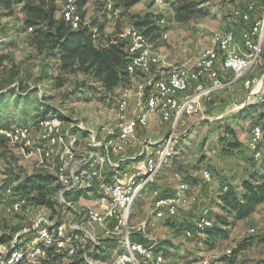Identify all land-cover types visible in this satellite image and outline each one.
I'll list each match as a JSON object with an SVG mask.
<instances>
[{"label":"rangeland","instance_id":"obj_1","mask_svg":"<svg viewBox=\"0 0 264 264\" xmlns=\"http://www.w3.org/2000/svg\"><path fill=\"white\" fill-rule=\"evenodd\" d=\"M62 1L57 0L58 17H61ZM195 1L199 3V13L196 12L187 23L177 22L174 18L173 8L179 4V0L162 4L143 0L132 7L128 14L143 16L148 12L157 17L162 32L152 46L162 60L168 57L173 65L193 64L205 50L213 46L214 33L228 29L238 31L239 25L231 18L234 9L254 3L256 14H264V0ZM100 3L99 0H86L81 9L86 12L85 21L98 18L105 22L106 35L120 34L125 27L131 26V19L118 0L111 13H106ZM22 16V4H13L9 8L0 0V57L4 56L0 59V87L5 88L1 93L10 89H15L23 95L27 91L32 92L28 102L24 99L16 101V96H7L1 113L3 120L9 124L8 127L27 124L34 126L39 120L40 100L57 108L60 115L69 118L62 124L61 133L67 141L78 140L77 147L80 150L85 148L87 138L86 136L84 140L81 139V130H85L86 135L91 131L96 132L99 140H106L108 134H115L116 108L119 101L125 95L129 96L130 110L134 109L140 88L144 87L149 79L154 78L157 68L138 74L126 89L113 93H103L101 89H97L99 85L92 86L93 89L86 92L74 93L83 82V76L61 74L57 70V58H47L46 54H39L30 47L25 38L32 30L21 32ZM251 76L264 78V52L260 63L244 79ZM218 94L212 101L204 102L195 113L183 116L174 126L172 121L151 123L148 128L138 132L132 147L113 158L115 162L126 160L136 156L142 148L148 149L149 143L157 144L170 136L175 138L173 151L167 162L134 202L129 220V227L134 228L130 229V232H138L145 238L155 240L165 252L167 264H202L204 260H210V264H220L212 262L213 257L229 255L227 251L232 252L238 248L241 241L247 243L236 252L235 264H264V203L259 205L250 217L234 220L222 212L216 198L221 186H234L239 189L243 180L249 177L247 171L252 162L256 166L254 170H263L264 135L258 147L261 156L256 160L253 159V152L249 147V138L255 123L262 126L264 134V102L259 103L253 99L250 103H258L250 106L256 107V111L250 114V108L246 107L249 111L243 118L240 114L232 117V114L245 110L248 103V92L243 88L242 82ZM261 96L264 100V89ZM235 108L237 111L229 116L225 115ZM23 111H26L25 116ZM230 128L234 135L227 133ZM233 142L238 145L237 148L231 146ZM154 149L155 146L149 148L150 151ZM41 156L42 151L28 153L20 146L0 142V239L6 238V244L9 246L21 247L29 244L35 238V230L40 220L48 225H54L58 221L66 225L72 222L94 235L97 242L106 239L102 237L103 227L88 225L82 216L94 195H83L80 202L78 200L70 205L69 202L61 201L60 207H56L54 211L29 203L18 213L6 212L13 196L7 189L12 190L17 184L15 181L5 187L6 180L15 179L16 176L24 178L36 173L55 175L59 155L55 158L54 167L42 164ZM203 169L209 170L213 175L210 184L202 179ZM176 173L191 180V202L176 217L157 218L153 212V192H173L177 184ZM204 211H207L206 217L213 221V228L226 230V237L212 240L207 231L196 233L193 228L194 220L203 215ZM187 228L192 230V237H185L183 231ZM4 245L0 242V252L5 251ZM121 251L123 248L117 242L110 250V255H107L110 256L108 259L95 261L91 258V261L93 264H113ZM97 254L106 256L105 253Z\"/></svg>","mask_w":264,"mask_h":264},{"label":"built area","instance_id":"obj_2","mask_svg":"<svg viewBox=\"0 0 264 264\" xmlns=\"http://www.w3.org/2000/svg\"><path fill=\"white\" fill-rule=\"evenodd\" d=\"M99 1L106 13L114 11L116 0ZM172 1L151 0L155 4ZM61 17L72 29H78L82 23L78 0H63ZM231 18L239 25L240 43L233 30L216 32L212 37L213 46L205 50L191 66L171 65L166 69L160 55L143 33L134 26L125 27L119 37L126 41L129 75L135 79L138 74L152 68H157V73L140 88L134 109L130 110L129 96L125 95L119 101L116 108L117 132L108 134L106 140H99V135L91 131L87 135L85 148L80 150L78 140L67 141L62 135L61 127L65 121L57 116L38 120L34 126L27 124L0 128V142L20 146L28 153L42 151V164L54 167L55 158L59 155L54 176L62 188L59 192L60 202H65V191L74 189L85 190L87 195L95 196L90 199L92 203L86 205L82 216L88 225L104 228L103 238H114L123 248L113 264H167L165 252L155 240L147 237V242L143 243L130 238V229L134 228L129 227V220L134 202L167 162L175 138L170 136L157 144L149 143L148 149L142 148L136 156L126 160L115 162L113 158L133 146L138 132L149 127L152 116H158L161 123L172 121L174 126L183 116L195 113L204 102L211 101L214 95L238 82H242L248 92V103L253 99L263 102L264 78H244L260 63L264 52V14L258 16L255 4L249 3L243 8L234 9ZM262 137L261 126L254 125L249 138L254 159L261 156L258 146ZM152 146L155 149L150 151ZM107 167L112 170L109 179L105 174ZM175 177L177 184L173 192H153V212L157 218L176 217L191 202V182L184 180L179 173ZM202 179L210 184L213 175L203 169ZM226 189L227 186L222 187V191ZM7 192L12 193L10 189ZM26 204L25 198L12 196L6 212L18 213ZM206 213L204 211L194 220L196 233L213 227V221L206 217ZM183 233L185 237L194 235L188 228ZM89 241L96 244L97 238L72 222L68 225L36 227L32 242L0 252V264H36L47 255V248L50 247L64 254L60 264L79 253L91 263L87 253ZM218 258L214 256L211 261ZM202 264H210V260H204Z\"/></svg>","mask_w":264,"mask_h":264},{"label":"trees","instance_id":"obj_3","mask_svg":"<svg viewBox=\"0 0 264 264\" xmlns=\"http://www.w3.org/2000/svg\"><path fill=\"white\" fill-rule=\"evenodd\" d=\"M3 1L5 6L9 8H11L13 4H22L23 16L21 19V32L27 33L28 29H32V32L25 38L26 43L30 47L34 48L39 54H46L47 58H57V70L61 74H80L83 76V82L79 84V88L73 91L74 93L77 91L86 92L92 90V86L94 85H99L97 89H101L105 94L113 93L116 90L126 89L131 84L132 77L127 72L129 59L126 52V41L121 39L118 33L106 35L104 32L105 22L100 21L98 18H92L88 21L84 20L86 12L81 9L86 4V0H81L80 2L78 0V10L82 19V23L78 29H72L62 17L57 16L59 10L57 0ZM118 1L131 19V26L140 30L151 45L155 43L162 32L157 17L148 12L143 16L128 14V11L132 7L143 0ZM198 6L199 3L195 0H179V4L173 8L175 20L180 23L189 22L196 12H198ZM2 58H4V56L0 57V59ZM4 89L5 88L0 87V128H6L9 125L7 121L3 120V115L1 113L7 102V96H16L18 99L16 101L24 99L25 102H28L32 93L31 91H27L26 94L23 95L15 89H10L1 93ZM257 103L258 102L246 103L245 110L236 112L231 116L234 117L236 114H240L241 118H243L249 110V113L252 114L256 111V107L253 108L250 105H255ZM38 104L41 107V111L38 112L39 120L47 118L48 116H57L64 121L69 120L66 115H60L57 108L45 104L40 100ZM246 107L250 109L247 110ZM22 113L25 116L26 111ZM254 125L260 124L255 123L253 126ZM81 131L83 133L81 139L84 140L87 136L86 131ZM227 133L234 135V131L231 128ZM231 146H233V148L238 147L234 142ZM255 167V163L252 162L251 169L249 168L247 171L249 177L243 180L239 189H236L234 186H227L226 191H222L223 186H221V189L216 195L219 208L226 216H230L234 220H243L250 217L255 212L256 208L264 203V159L262 161L263 170H254ZM105 174L107 179H109L112 170L109 167L105 168ZM184 180L191 182L189 178H185ZM15 181H17L16 186H14L12 190L10 188L7 189L12 191L13 196L25 198L27 204L31 203L36 207H45L53 211L56 207H60L59 192L62 188L53 174L36 173L25 176L24 178L16 176L15 179L11 178L6 180L5 187L10 186ZM83 195H87L85 190L74 189L65 191L63 193V198L65 202L74 204ZM219 219L222 220L221 217H219ZM63 223L64 222L58 221L54 225ZM44 225L47 226L48 224L41 221L37 225V228ZM206 231L209 238L212 240L219 237H226L227 235L226 230L219 227L208 228ZM130 238L138 242H147V239L138 232H134V234L131 233ZM0 242L5 244L6 251H9L13 247L6 244L8 242L6 238L0 239ZM115 243L117 244V240L114 238L98 240L96 244L89 241L87 251L88 258L90 260L94 258L95 261H99V259H108L110 256L107 255H110V250ZM245 243L247 242L241 241L239 247L232 251L233 253L230 251L229 255L224 254L219 256L214 262L220 264H235V254L238 250L242 249L241 246ZM93 247H95V249L92 250ZM97 253H105L106 256H98ZM63 255L61 251L50 247L47 248V255L40 258L39 262L36 264H60ZM63 264L93 263L87 262L82 254L79 253Z\"/></svg>","mask_w":264,"mask_h":264},{"label":"crops","instance_id":"obj_4","mask_svg":"<svg viewBox=\"0 0 264 264\" xmlns=\"http://www.w3.org/2000/svg\"><path fill=\"white\" fill-rule=\"evenodd\" d=\"M228 30H229V29H228ZM225 31H227V30H225ZM239 37H240V33H239L238 31H236L237 42L240 43V38H239ZM186 64H187V63H186ZM163 65H164V69H166L167 67H169V66H171V65H173V64H171L170 61H169V59H168V57H166V58H164V60H163ZM187 65H188V66H191L192 64H191V65H190V64H187ZM157 76H158V75H157ZM136 78H137V77H136ZM217 94H218V93H217ZM218 95H219V94H218ZM214 96H215V95H214ZM214 96H213V97H214ZM213 97H212V100L215 98V97H214V98H213ZM212 100H211V101H212ZM236 109H237V108H235L234 110H232L233 112H232V111H231V112H227L225 115H228V116H229L230 114L234 113V111H237ZM225 115H224V116H225ZM224 116H221V117H224ZM155 121H159V122H160V119H159L158 116H152V117H151V120H150V124L153 123V122H155ZM80 201H81V199H79V202H80ZM89 203H92L91 200L89 201ZM83 230H85V229H83ZM85 231H87V230H85ZM165 257H166V256H165ZM166 259H167V258H166Z\"/></svg>","mask_w":264,"mask_h":264}]
</instances>
